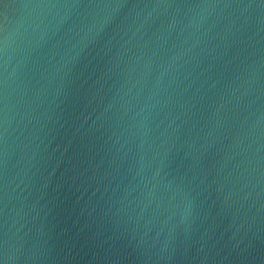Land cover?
Here are the masks:
<instances>
[{"label":"water","instance_id":"1","mask_svg":"<svg viewBox=\"0 0 264 264\" xmlns=\"http://www.w3.org/2000/svg\"><path fill=\"white\" fill-rule=\"evenodd\" d=\"M264 264V0H0V261Z\"/></svg>","mask_w":264,"mask_h":264},{"label":"clouds","instance_id":"2","mask_svg":"<svg viewBox=\"0 0 264 264\" xmlns=\"http://www.w3.org/2000/svg\"><path fill=\"white\" fill-rule=\"evenodd\" d=\"M13 258L11 256H8L6 254V257L3 261H0V264H8L9 261H11Z\"/></svg>","mask_w":264,"mask_h":264}]
</instances>
